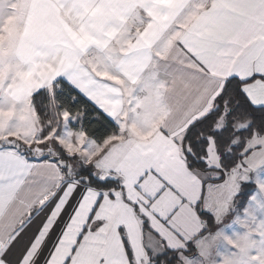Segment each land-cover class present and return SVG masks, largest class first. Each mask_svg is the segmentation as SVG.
I'll use <instances>...</instances> for the list:
<instances>
[{"label":"snow or ice","instance_id":"obj_1","mask_svg":"<svg viewBox=\"0 0 264 264\" xmlns=\"http://www.w3.org/2000/svg\"><path fill=\"white\" fill-rule=\"evenodd\" d=\"M0 264H264V0H0Z\"/></svg>","mask_w":264,"mask_h":264}]
</instances>
